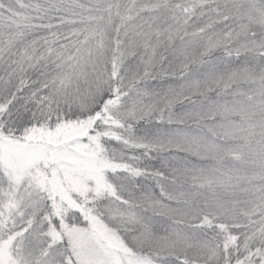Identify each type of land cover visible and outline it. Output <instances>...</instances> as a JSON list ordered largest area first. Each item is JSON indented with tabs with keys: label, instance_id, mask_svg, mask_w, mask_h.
<instances>
[{
	"label": "trees",
	"instance_id": "obj_1",
	"mask_svg": "<svg viewBox=\"0 0 264 264\" xmlns=\"http://www.w3.org/2000/svg\"><path fill=\"white\" fill-rule=\"evenodd\" d=\"M65 135L103 178L0 223L21 264H75L94 216L161 264H264V0H0V142Z\"/></svg>",
	"mask_w": 264,
	"mask_h": 264
},
{
	"label": "rangeland",
	"instance_id": "obj_2",
	"mask_svg": "<svg viewBox=\"0 0 264 264\" xmlns=\"http://www.w3.org/2000/svg\"><path fill=\"white\" fill-rule=\"evenodd\" d=\"M67 140L70 143L62 145L61 142ZM64 141L58 139L56 145L49 148L37 144L0 142V167L11 185L0 195L1 224L9 219L21 222L24 217L31 218L43 204L39 193L53 187L52 178L59 171L65 183L76 191L91 188L90 180L100 183L103 174L92 159L97 148L90 145L86 149L70 139L69 135L64 136ZM57 197L60 200L65 197L59 188ZM91 224L92 230L78 225L65 228L68 249L75 264H161L149 257L127 252L122 237L97 217H93ZM24 231V228H19L12 238L0 244V264H21L20 256L15 258L11 248L17 236ZM51 234L54 239L59 238L56 230Z\"/></svg>",
	"mask_w": 264,
	"mask_h": 264
}]
</instances>
